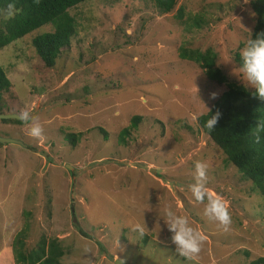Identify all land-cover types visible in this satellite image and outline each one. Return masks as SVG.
Masks as SVG:
<instances>
[{"label":"rangeland","instance_id":"rangeland-1","mask_svg":"<svg viewBox=\"0 0 264 264\" xmlns=\"http://www.w3.org/2000/svg\"><path fill=\"white\" fill-rule=\"evenodd\" d=\"M254 6L264 8V0H177L169 13L154 0H86L68 10L74 33L54 67L32 46L52 24L0 49L11 83L0 114L29 109L44 128L36 139L24 123L0 120V137L22 143L0 144V264H15L20 232L24 252L42 238L55 240L61 264H249L264 257V197L196 122L227 85L178 55L181 47L211 49L227 83L253 91L234 57L263 25ZM1 21L3 14V28ZM134 116L141 121L131 128ZM67 134L76 135L74 144ZM197 161L210 166V194L229 206V231L192 196ZM168 206L206 237L194 261L175 251ZM137 224H145L143 236Z\"/></svg>","mask_w":264,"mask_h":264},{"label":"trees","instance_id":"trees-1","mask_svg":"<svg viewBox=\"0 0 264 264\" xmlns=\"http://www.w3.org/2000/svg\"><path fill=\"white\" fill-rule=\"evenodd\" d=\"M84 1L86 0H39L36 3L35 0H0V17L9 3H14L17 8L22 9L14 19L1 21L3 28H0V49L43 25L52 24L54 31L34 37L32 46L46 67H54L61 49L69 46L74 33L75 22L69 16L68 10ZM154 2L162 12L169 13L175 7L177 0H154ZM253 11L257 14L259 22L263 24L260 30L253 34L252 38H256L258 33L264 32V8L254 6ZM178 55L182 60L197 64L205 71L208 80L217 85H227V90L211 105V111L197 117L196 122L202 132L240 172L242 178L251 181L254 188H257L264 197V133L260 134L259 142H256L252 134L255 121L264 119V100L253 95L255 89L247 91L233 83L228 84L226 76L216 66V55L211 49L201 51L181 47ZM234 60L242 67L243 62L239 53L235 54ZM10 87L11 83L0 66V103L3 93H7ZM217 110L221 113L220 119L216 128L209 132L204 125ZM3 121L24 123L21 120ZM140 121V116H134L130 127H137ZM100 130L106 139L105 132ZM128 134L129 129H124L120 135L121 140L123 141ZM66 139L74 144L76 135L67 134ZM22 235V232L17 235L15 244H18L13 246L15 264H61L60 258L64 255V250L55 240L47 242L42 238L35 249L24 252ZM249 264H264V257H259Z\"/></svg>","mask_w":264,"mask_h":264},{"label":"clouds","instance_id":"clouds-1","mask_svg":"<svg viewBox=\"0 0 264 264\" xmlns=\"http://www.w3.org/2000/svg\"><path fill=\"white\" fill-rule=\"evenodd\" d=\"M35 2L38 3L39 0H35ZM243 2L247 4L249 0H243ZM21 11L22 9L17 8L14 3H9L4 11L3 20L14 19ZM239 55L243 62L242 69L248 85L250 88L255 89L253 95L264 100V32L258 33L256 38L247 39L244 46L240 49ZM215 96L216 94L213 93L212 98H215ZM210 111L208 109V112ZM220 116L221 113L217 110L206 121L204 127L211 132L216 128ZM18 119L28 127V134L31 137L36 139L44 138L43 125L39 122V118L32 114L31 110L22 109L18 114ZM261 133H264V119H257L252 132L256 142H259ZM209 167V164L203 161L195 163V182L190 185V191L198 203L205 204V216L218 222L224 231H229L233 223L229 206L221 197L211 195L207 187ZM165 215L167 219L164 222L169 231L173 233L171 240L176 246V253L190 261L196 260L202 251L206 237L191 226L188 217L178 215L172 210L171 206L166 207ZM133 230L143 236L145 234V224H137ZM121 249L123 251L122 247ZM84 251L85 253H90L91 249L86 247Z\"/></svg>","mask_w":264,"mask_h":264},{"label":"water","instance_id":"water-1","mask_svg":"<svg viewBox=\"0 0 264 264\" xmlns=\"http://www.w3.org/2000/svg\"><path fill=\"white\" fill-rule=\"evenodd\" d=\"M0 120H20L18 119V115L15 114H0ZM0 144H18L22 145L21 142L13 140V139H5L0 137ZM115 264H124L121 261H115Z\"/></svg>","mask_w":264,"mask_h":264}]
</instances>
